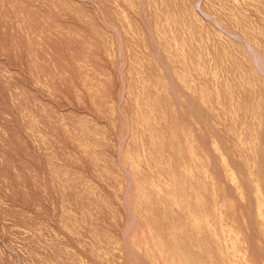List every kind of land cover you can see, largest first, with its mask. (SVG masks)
<instances>
[{"label": "rangeland", "instance_id": "1", "mask_svg": "<svg viewBox=\"0 0 264 264\" xmlns=\"http://www.w3.org/2000/svg\"><path fill=\"white\" fill-rule=\"evenodd\" d=\"M0 264H264V0H0Z\"/></svg>", "mask_w": 264, "mask_h": 264}, {"label": "bare ground", "instance_id": "2", "mask_svg": "<svg viewBox=\"0 0 264 264\" xmlns=\"http://www.w3.org/2000/svg\"><path fill=\"white\" fill-rule=\"evenodd\" d=\"M248 4V3H247ZM257 14V13H256ZM219 22V21H218ZM226 28V27H225ZM229 28V27H228ZM224 29V28H223Z\"/></svg>", "mask_w": 264, "mask_h": 264}]
</instances>
